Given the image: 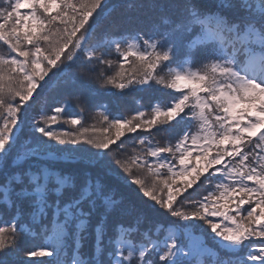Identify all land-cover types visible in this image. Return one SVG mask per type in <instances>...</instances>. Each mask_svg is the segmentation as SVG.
<instances>
[{"label": "snow or ice", "instance_id": "1", "mask_svg": "<svg viewBox=\"0 0 264 264\" xmlns=\"http://www.w3.org/2000/svg\"><path fill=\"white\" fill-rule=\"evenodd\" d=\"M0 45V264H264V0H4Z\"/></svg>", "mask_w": 264, "mask_h": 264}, {"label": "trees", "instance_id": "2", "mask_svg": "<svg viewBox=\"0 0 264 264\" xmlns=\"http://www.w3.org/2000/svg\"><path fill=\"white\" fill-rule=\"evenodd\" d=\"M110 2H115V0H110ZM208 2H210V0H208ZM3 3H4V0H0V6H2ZM5 52H6V46L0 45V53H5ZM93 87H96L94 82H93ZM42 110L51 114V107L50 106H42L40 103L32 105V107L28 110V113H27L29 121L32 118L37 117ZM73 111H76V109L74 108ZM124 114H127V110H124ZM85 116L87 117L86 123H88V124L93 123V121L91 119L92 113L90 111L86 112ZM153 132L155 133V139L161 143H163L166 140L171 138L167 133H165L163 131L157 132L154 129ZM31 135H32L31 129L27 125H25L24 129H23V133L20 134V139L24 140L25 138H30ZM35 135L39 136L38 133ZM123 139H125L129 144L132 142L131 140H129L128 136L124 137ZM82 146L87 147L86 145H82ZM209 190H211V184H209L205 180L204 177H201V181L198 182V184L195 185L194 188L190 189L189 191L193 193L192 198L199 199V198H202V196L205 195L207 193V191H209ZM125 194L126 195H134V193H129L127 190H125ZM185 195H187V193H185ZM7 218L8 217H5V219H7ZM156 220L158 222H163L165 224H168V223L173 222L174 218H170L166 214H161V215L156 217ZM188 223H192V222L189 221ZM198 223H202V222H198ZM206 227L207 226H205V228ZM208 231H210V230H208ZM38 242L39 241H37V243ZM90 250H91V240L86 242L85 248H84L85 252H90ZM45 259H48V258H45Z\"/></svg>", "mask_w": 264, "mask_h": 264}]
</instances>
